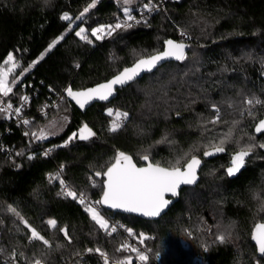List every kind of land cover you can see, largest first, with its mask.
<instances>
[{"label": "trees", "instance_id": "obj_1", "mask_svg": "<svg viewBox=\"0 0 264 264\" xmlns=\"http://www.w3.org/2000/svg\"><path fill=\"white\" fill-rule=\"evenodd\" d=\"M118 1L97 0L75 22L92 0H0V68L12 67L4 64L11 53L17 66L9 81L23 74L9 94H23L24 85L33 94L29 130L37 134L26 135L16 126L3 134L13 152L0 151V264H105L97 248L111 260L131 256L132 264H264L252 241L255 226L264 223V148L259 147L264 131H256L264 120V0L168 1L148 20L97 39L93 28L115 25L128 15ZM159 1L139 0L133 6ZM65 14L69 20L62 19ZM81 26L87 40L76 35ZM181 33L189 45L182 62L163 64L119 90L111 102L95 103L85 112L67 98V88L107 80L160 51L165 39L183 40ZM55 100L47 116L36 112ZM108 109L129 115L115 132ZM217 109L219 122L212 123ZM85 124L95 135L81 140ZM41 130L44 139L37 138ZM230 130L225 150L214 152L212 144ZM73 133L77 137L65 145ZM248 145L253 147L244 165L228 175L232 156ZM119 151L139 165L151 161L170 167L179 160L184 167L192 156L202 161L199 183L183 188L156 220L98 205L109 224H127L134 235L130 245L148 256L146 262L130 249L117 251L127 243V229L106 236L84 205L63 191L69 183L92 203L100 200L104 178L96 173L103 174ZM65 227L67 237L60 230ZM32 228L50 246L31 239Z\"/></svg>", "mask_w": 264, "mask_h": 264}, {"label": "snow or ice", "instance_id": "obj_2", "mask_svg": "<svg viewBox=\"0 0 264 264\" xmlns=\"http://www.w3.org/2000/svg\"><path fill=\"white\" fill-rule=\"evenodd\" d=\"M95 3L96 0H92V3L88 4L87 7L84 8L80 16L82 17L91 8L95 7ZM124 3L126 5L130 4L131 0H124ZM144 7L149 8V5L145 4ZM124 11L127 14L129 9L126 7ZM62 19L69 20L70 17L65 14ZM77 19H80V17H77ZM127 19L132 20L133 17L128 15ZM122 27H131V25L126 23H116L115 25L107 26L101 25L100 27L93 28L91 30V34L97 39H102L103 37L101 34L106 33L107 35H111L113 31ZM85 31L86 30L84 28H80V30L76 32V35L83 40H87V36L84 34ZM181 34L184 35V33ZM62 38L63 37L61 36L57 38V40L53 41L52 44L49 45L48 50L54 47L55 44L59 42V39ZM165 44L167 45L165 51L139 59L131 68L123 69L122 72L104 84H99L95 88L86 89L84 91L74 92L71 87L67 88L65 91L67 95L75 100L81 108H84L85 105L93 99L107 100L109 96L113 95L115 85H123L128 81L133 80L140 74L142 70L151 71L152 68L156 67L158 62L168 57H174L177 60H183L185 58V45L183 43L167 40L165 41ZM41 58L43 57L41 56ZM14 59V56L9 53L7 59L4 61V64H12V67L8 68L7 70L0 68V93H2L4 96H7L12 90L8 86V75L17 66L16 64L12 63ZM27 70L28 69H25L24 71ZM22 99L26 102L28 97H23ZM255 102L260 103V101ZM247 103L251 105L253 104V100L249 99ZM11 107L12 105L8 104V108L10 109ZM0 111H4V109L0 108ZM15 112L19 114L21 112V108H16ZM108 115H113L112 109H108ZM115 115L117 119L112 122L110 128V131L113 132L117 131L122 126L120 121L122 118L126 119L128 114L116 112ZM64 119L66 120L67 118L65 117ZM219 119L220 115L219 110L217 109L216 117L212 123L219 122ZM23 123L28 124L29 121L24 120ZM256 131H264V120L259 122L256 127ZM25 134L27 135V133ZM32 135L37 136L35 132L32 133ZM94 135L95 133L88 127L87 124L83 125L79 129V139L81 140H87ZM230 135L231 130L226 135L225 139L220 140L218 145L212 144L214 152H223L225 150L223 145L226 142L227 136ZM76 137L77 133H73L72 136L68 138V141L65 142V145ZM37 138H46L44 130H41ZM252 147V145H248L246 148H241L232 156L231 167L227 169L228 175H233L240 170V168L244 165L245 157L250 154ZM259 147L264 148V144H260ZM212 154L213 152H204L205 156ZM143 159L147 161L148 156L145 155ZM179 163V160H177L176 165L170 167H162L158 163H148L146 167H137L136 164L133 163L131 156L126 155L123 152H118L115 157V162L110 167H108L105 173H103V175L107 177V180L104 182V191L100 200H97L92 204L86 203L84 193H80L78 195L72 190L65 191L64 195L72 197L74 200H78L80 204L84 205L85 211L90 214L91 219L99 226V228L104 230L108 235H111L112 233L117 232V226H110L109 221L105 219L103 215H101L95 205L103 204L112 209H123L126 212H138L144 216L157 217L171 202L170 200L165 199L166 193H171L172 196H175L177 195V189L181 184H193L197 179L196 169L200 164L199 159H197L195 156H192L191 159L186 162L183 170L180 166H178ZM96 175L99 176L101 173L97 172ZM58 177L59 173H57L56 177H50V179ZM60 183L62 186L64 185L63 180H60ZM9 210L19 216V213H17L14 208L10 207ZM21 219L23 218L21 217ZM24 223L27 225V221H24ZM47 223L49 226L55 228L57 222L54 219H50ZM60 230L64 232L65 237L68 236L66 227L61 228ZM127 232L130 236L133 235L131 229H127ZM31 239H38L42 241L44 245L50 246L49 241L41 236L34 228L31 229ZM139 239L140 243H143L146 237L143 233H141ZM217 239L220 242H223L225 237L223 235H219ZM252 239L256 241L259 252L264 254V224L256 225ZM125 249H130L132 252H135L137 254V258L142 262H146L148 260V256L144 252L140 251L138 248L132 247L127 243L121 244L120 247L117 248V251H123ZM87 251L92 252L93 249H88ZM95 251L100 253V255L104 257L105 264H108L107 255L99 248L95 249ZM34 264H41V261L36 260ZM116 264H132V257L127 256L123 260H117Z\"/></svg>", "mask_w": 264, "mask_h": 264}, {"label": "built area", "instance_id": "obj_3", "mask_svg": "<svg viewBox=\"0 0 264 264\" xmlns=\"http://www.w3.org/2000/svg\"><path fill=\"white\" fill-rule=\"evenodd\" d=\"M168 1H175V0H160L159 2L140 3V4H137L136 6L121 5L120 10L123 13H125L124 9L127 7L129 9V12L127 14L131 15L133 17V19L128 20L127 19L128 15H127L125 18H123L120 21V23L121 24L126 23V24L132 25V24L144 22V21L148 20L151 16H153L159 9L165 8V3ZM115 3L117 5H120L118 0H115ZM145 4H148L149 8H145L144 7ZM111 35H108V36L110 37ZM13 63L16 64V62H13ZM22 90H23V94H8L7 96H4L2 93H0V108L4 109V111H0V114L2 116L3 123H4L3 127L0 128V151L5 152L7 154H12L13 145L3 142V134L4 133H7V134L11 133L13 130V126L23 128V130H25L24 133H27V135L32 136V133L29 130L31 114L28 112V107H29V103L32 99L33 94H30V92L28 90H26L25 85L23 86ZM66 95H67V93H66ZM23 97H28V100L25 102L22 99ZM8 104L12 105V107L10 109L8 108ZM56 104H57L56 100L54 102L45 101L41 106H39L36 109V112L38 114L47 116L49 114L50 109L52 107L56 106ZM16 108H21V112L19 114H17L15 112ZM24 120H28L29 123L24 124L23 123ZM121 122L124 123L125 119L122 118ZM44 154L49 155V150L45 149ZM67 190H72L69 183H65V185L63 187L64 192ZM77 194L79 195L80 193L77 192ZM85 198H86V196H85ZM76 201L78 202V200H76ZM86 203L92 204V202L89 201L87 198H86ZM95 207L97 209H99L98 205H95ZM109 225L110 226H112V225L117 226V232H119L120 230H126L127 229V224L121 220H116L115 222H112ZM117 232H115V233H117ZM115 233H112L111 235H113ZM105 234H106V236H111V235H108L106 232H105ZM133 238H134V235H131V236L128 235L126 237L127 243L130 244L132 242ZM103 253H105L107 255L108 264H116L117 260H122V259L111 260L110 256L106 252H103ZM100 257L102 259H104L103 256L100 255ZM11 264H13V262ZM78 264H84V263L79 262Z\"/></svg>", "mask_w": 264, "mask_h": 264}, {"label": "water", "instance_id": "obj_4", "mask_svg": "<svg viewBox=\"0 0 264 264\" xmlns=\"http://www.w3.org/2000/svg\"><path fill=\"white\" fill-rule=\"evenodd\" d=\"M167 40H173V41H175V42H177V43H183V44L185 45V48H184V57H185L186 52H187V50H188V48H189L188 42H187L185 39H183V40H177V39H174V38H171V37L165 39V40L163 41V48H162L160 51H158V52H156V53H154V54H152V55H155V54H157V53H160V52L165 51V50H166V47H167V45L165 44V41H167ZM149 56H151V55H149ZM146 57H148V56H145V57H142V58H146ZM139 59H141V58H139ZM139 59H138V60H139ZM138 60H136L133 64L124 67L123 69H125V68H131V67H132V66H133ZM182 61H183V60H177V59H175L174 57H168V58H165V59L161 60L160 62H158V64L156 65V67L152 68L151 71L142 70V71L140 72V74H139L138 76H136L133 80L128 81L127 83H125V84H123V85H115V86H114V89H115V90H114L113 95L109 96V98H108L107 100L93 99V100H91L89 103H87V104L85 105L84 108H81V107L76 103V101L73 100V99H72L71 97H69L68 95H67V98H68L73 104H75L76 107H77L80 111L85 112V111L87 110V108H89L90 106H92V105L95 104V103H108V102H111L114 98L117 97V95H118V91H119V90H121V89L127 87L129 84L133 83L134 81H136V80H138V79H141V78L144 77L146 74H150V73L155 72V71H156L160 66H162L163 64H165V63H167V62H182ZM123 69L120 70L119 72H117L116 74H114L113 76H111V77H110L109 79H107V80L101 81V82H99V83H96V84H94V85H92V86H89V87H87V88H84V89L73 90V91H74V92H76V91H84V90H86V89L95 88L97 85H99V84H104V83L108 82L109 80H111L114 76H116V75H118L120 72H122ZM119 152H123V153H125L126 155L131 156V157H132V161H133V163L136 164L137 167H146L148 163L155 164V163H153V162H151V161H147L145 164L139 165V164L135 161L134 157H133L131 154H129V153L125 152V151H119ZM116 155H117V154H116ZM115 157H116V156H115ZM197 159H199V158H197ZM199 160H200V159H199ZM114 162H115V159H114L113 163H114ZM113 163H112V164H113ZM112 164H111V165H112ZM111 165H110V166H111ZM110 166H109V167H110ZM161 166H162V167H166V166H163V165H161ZM201 166H202V161L200 160V164H199V166H198L197 169H196V176H197V179H196L195 183H193V184H181V185L179 186V188L177 189V195H175V196H172L171 193H166V194H165V199H168V200H170L171 202H170V203L168 204V206H167V207L161 212V214H160L159 216H157V217H148V216H144V215H142L141 213H138V212H126V211H124L123 209H112V208H109V207L106 206V205H103V204H100V205H101V207H103V208H105V209H108V210H111V211H114V212H119V213H122V214L135 215V216H138V217H141V218H144V219H149V220H156V219L160 218L161 216H163V215L169 210V208L175 203V201H176L177 198L179 197V195H180V193H181V190H182L183 188H185V187H194V186H196V185L199 183V181H200V169H201ZM107 169H108V168H107ZM181 169L183 170L184 167H181ZM106 171H107V170H106ZM106 171H105V172H106ZM105 172H104V173H105ZM97 177H98V178H104V182L107 180V177H106L105 175H103L102 173H101V175H99V176H97ZM103 191H104V190H103ZM102 195H103V193H102ZM102 195H101L100 199L102 198ZM258 224H264V223H258ZM255 227H256V226H255ZM254 230H255V228H254ZM254 230H253V233H254ZM253 233H252V236H253ZM252 241H253V243L256 245V247H257V249H258V245L256 244V241L253 240V239H252ZM258 252H259V250H258ZM259 255H260V256H264V254H261L260 252H259Z\"/></svg>", "mask_w": 264, "mask_h": 264}, {"label": "rangeland", "instance_id": "obj_5", "mask_svg": "<svg viewBox=\"0 0 264 264\" xmlns=\"http://www.w3.org/2000/svg\"><path fill=\"white\" fill-rule=\"evenodd\" d=\"M97 1V0H96ZM139 0H131V3L130 4H127V5H129V6H133L135 3H137ZM122 2L124 3V0H122ZM96 4V3H95ZM124 5H126L125 3H124ZM84 16V15H83ZM82 16V17H83ZM81 16H80V19L82 18ZM79 19H77V20H75V22H77ZM80 28H83V26H81V27H79L78 28V31L80 30ZM117 30V29H116ZM115 30V31H116ZM115 31H113V32H115ZM102 36L104 35V33L103 34H101ZM182 37V39H186V34H184V35H182L181 36ZM11 67V66H10ZM7 70V69H6ZM22 74H23V72H22ZM22 74H20L19 76H17V77H15L12 81H9V75H10V73H9V75H8V86L12 89V88H14L15 87V84L21 79V76H22ZM112 111H113V115H112V119H111V121H110V128H111V124H112V122L114 121V120H116L117 118H116V115H115V113L116 112H121V111H114L113 109H112ZM121 113H125V112H121ZM128 114V113H127ZM128 117H129V115H127V118L125 119V121L128 119ZM121 122V121H120ZM125 123V122H124ZM124 123H122L121 122V124H124ZM184 155V154H183ZM183 155H180V157H183ZM95 182V181H94ZM99 207V209H97L100 213H101V215H103L102 214V212L100 211V206H98ZM104 216V215H103ZM105 217V216H104ZM106 219V218H105ZM133 243V242H132Z\"/></svg>", "mask_w": 264, "mask_h": 264}, {"label": "bare ground", "instance_id": "obj_6", "mask_svg": "<svg viewBox=\"0 0 264 264\" xmlns=\"http://www.w3.org/2000/svg\"><path fill=\"white\" fill-rule=\"evenodd\" d=\"M13 63V62H12ZM12 65V64H11Z\"/></svg>", "mask_w": 264, "mask_h": 264}]
</instances>
